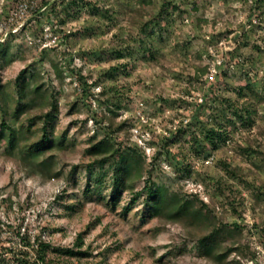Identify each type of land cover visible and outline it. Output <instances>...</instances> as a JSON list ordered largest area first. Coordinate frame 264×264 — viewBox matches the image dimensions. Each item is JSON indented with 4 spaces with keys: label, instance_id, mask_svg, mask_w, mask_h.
<instances>
[{
    "label": "rangeland",
    "instance_id": "rangeland-1",
    "mask_svg": "<svg viewBox=\"0 0 264 264\" xmlns=\"http://www.w3.org/2000/svg\"><path fill=\"white\" fill-rule=\"evenodd\" d=\"M58 1L0 0L3 92L16 90L26 68L39 71L56 90V134L68 145L44 173L24 169V157L9 156L0 143V264L36 258L37 245L27 246L25 234L33 243L50 241L62 255L49 258L68 264H218L196 247L203 228L152 216L146 194L128 213L132 193L110 204L112 173L97 183L101 167L88 166L94 138L145 155L136 191L151 178L172 192L197 194L229 230L241 225L223 245L235 252L221 264H264V0H153L148 8L140 0H78L68 8ZM120 47L131 48L122 59L114 52ZM112 67L119 70L110 76ZM206 67L196 81V70ZM248 85L263 98L254 123L226 126L232 112L223 98L242 103L237 90ZM1 115L0 108V122ZM212 125L226 126V145L205 141Z\"/></svg>",
    "mask_w": 264,
    "mask_h": 264
},
{
    "label": "trees",
    "instance_id": "trees-1",
    "mask_svg": "<svg viewBox=\"0 0 264 264\" xmlns=\"http://www.w3.org/2000/svg\"><path fill=\"white\" fill-rule=\"evenodd\" d=\"M58 2H61L63 7L68 8L76 5L78 0H61ZM140 3L142 7L148 8L152 6L153 0H140ZM142 7L137 13L143 20L145 15ZM56 12L58 15L61 13L59 9ZM109 19L111 18L109 17ZM64 22L62 21V24ZM148 28L149 26L146 27V30ZM146 34L149 38L147 43L152 46V38L155 32L151 30ZM151 46L145 47L144 52H150L154 58L155 51ZM130 49L129 47H120L114 52L119 59H122ZM5 65L6 62H0V71ZM118 70L119 67H112L109 70L110 76H113L114 72ZM207 74V67L204 69L198 68L194 79L200 82ZM4 89L5 87L0 85V108L2 112L0 143L5 141L9 147V151H7L9 156L18 152L24 157L21 164L24 169L32 166L44 173L47 172L55 166L56 153L63 152L68 147L65 137L56 134L55 122L58 117L59 102L55 88L47 86L41 79V73L33 67H29L17 77L15 91L3 92ZM248 92L250 96H248ZM237 93L239 97L243 98L242 103L233 101L229 97L223 98V104L227 105V108L232 112L231 116H226L224 113L226 126L235 127L238 120L246 121L252 125L258 112V106L263 98L251 85L241 87L237 90ZM109 110L116 114L111 106H109ZM35 111L41 113L30 117L28 123L21 122L23 115ZM214 118L218 121L219 116ZM109 122V129H112L115 123L111 119H109ZM124 126H119V131H123ZM226 126L212 125L205 133V141H208L213 148L226 145L231 140L230 132ZM200 152L198 151L199 154ZM87 154L92 159V162L88 165L89 168L99 165L102 169L97 183L103 182L104 177L112 173V189L109 199L111 205H117L124 192H130L133 194V199L125 210L128 213L135 202L146 194V204L152 216L173 223H182L191 228H203L204 234L196 241V247L203 258L221 264L226 261L230 252H235L233 250L224 252L223 245L226 244L228 237L241 234L242 226L236 223L232 231L229 230L227 224L219 223L209 204L200 200L197 194L182 195L178 192H172L165 186L157 185L151 178L146 182V186L142 191H136L138 181L142 180L147 172L146 157L140 151L133 148L124 151L113 143L111 138H105L101 141L94 138L90 143ZM157 158L158 156L155 157V160ZM107 164H109V171L104 170ZM223 168L232 177L236 178L238 176L237 168L227 163H223ZM261 194L264 195V191H261ZM19 235L21 236V232H19ZM22 240L29 247H34V244L37 245L36 258L33 261L25 259L22 264H68L49 258L50 253L54 251L55 254L62 255L59 249L53 248L50 241L36 238L33 243L31 237L26 234L22 237ZM68 253L71 255L76 254L73 250L68 251Z\"/></svg>",
    "mask_w": 264,
    "mask_h": 264
}]
</instances>
